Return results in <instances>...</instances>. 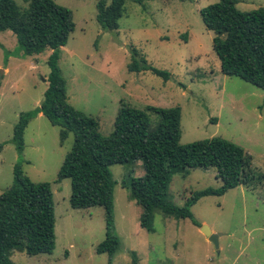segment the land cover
<instances>
[{
  "label": "rangeland",
  "instance_id": "obj_1",
  "mask_svg": "<svg viewBox=\"0 0 264 264\" xmlns=\"http://www.w3.org/2000/svg\"><path fill=\"white\" fill-rule=\"evenodd\" d=\"M23 8L25 0H14ZM96 0H54L71 10L74 28L58 49L57 64L65 80L67 101L94 117L98 132L107 135L120 101L128 106L180 109V143L220 136L239 145L250 156L256 178L221 195L200 197L190 206L197 224L155 210L152 230L138 224L140 212L120 185L127 171L139 177V160L112 164L113 226L118 248L109 258L96 253L104 237V211L94 205L74 209L68 204L69 180H56V172L70 149L72 135L59 142V127L42 114L30 119L23 131L18 156L12 144V127L22 111L34 109L47 86L46 64L50 49L16 55L10 30L0 31V192L12 181L18 159L33 182H48L54 210V248L33 255L13 251L14 264H264V91L237 76L220 72L211 46L213 33L204 28L199 9L217 0L124 1L115 30L102 29L95 19ZM264 7V0H237L236 7ZM146 64L168 73L167 79L149 70L129 71L131 49ZM141 64V63H138ZM151 125L157 115L147 112ZM213 167L174 173L168 200L181 205L190 192L220 180ZM205 225L218 234L217 246L200 231Z\"/></svg>",
  "mask_w": 264,
  "mask_h": 264
},
{
  "label": "trees",
  "instance_id": "obj_2",
  "mask_svg": "<svg viewBox=\"0 0 264 264\" xmlns=\"http://www.w3.org/2000/svg\"><path fill=\"white\" fill-rule=\"evenodd\" d=\"M20 8L14 0H0V31L15 36L16 55H32L50 49L46 64L47 86L39 104L19 113L12 127L11 142L18 156L23 149V131L38 113L59 127V142L72 135L70 149L56 172V180H69L68 204L80 209L100 205L104 211V237L94 247L106 253L108 263L118 248L113 226V186L109 166L132 164L139 160L143 174L135 177L131 169L120 185L129 199L139 206L138 224L152 230L155 210L173 218H189L190 206L200 197L221 195L238 185L251 183L256 174L250 156L243 149L220 136L180 143V109L146 106L138 109L120 101L109 134L98 132L97 120L74 108L66 97L65 80L57 64L58 49L74 28L71 10L54 0H25ZM125 0H96L95 19L104 30H115ZM141 4L142 0H130ZM183 1V0H180ZM237 0H217L199 9L205 29L213 33L212 50L219 70L237 76L264 91V7L249 10L236 7ZM129 71L149 70L167 79L166 71L146 64L133 47ZM141 63V64H138ZM157 115L151 125L147 112ZM1 147V145H0ZM213 167L219 178L217 187L206 186L189 193L181 205L171 203L167 188L174 173ZM54 248V210L48 182H33L21 169L20 159L12 167L11 184L0 192V264H14L13 251L28 255L51 253ZM129 264H137L132 252Z\"/></svg>",
  "mask_w": 264,
  "mask_h": 264
},
{
  "label": "water",
  "instance_id": "obj_3",
  "mask_svg": "<svg viewBox=\"0 0 264 264\" xmlns=\"http://www.w3.org/2000/svg\"><path fill=\"white\" fill-rule=\"evenodd\" d=\"M200 231L215 245V247L217 246L218 234L211 233L205 225L201 227Z\"/></svg>",
  "mask_w": 264,
  "mask_h": 264
},
{
  "label": "crops",
  "instance_id": "obj_4",
  "mask_svg": "<svg viewBox=\"0 0 264 264\" xmlns=\"http://www.w3.org/2000/svg\"><path fill=\"white\" fill-rule=\"evenodd\" d=\"M38 114H40V113H38ZM139 215V214H138ZM138 215H137V217H138Z\"/></svg>",
  "mask_w": 264,
  "mask_h": 264
}]
</instances>
